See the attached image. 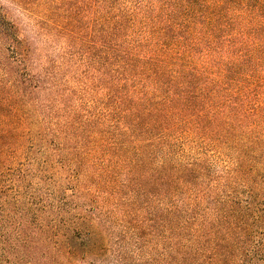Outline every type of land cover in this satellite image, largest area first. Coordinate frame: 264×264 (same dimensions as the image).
<instances>
[{
    "label": "trees",
    "instance_id": "trees-1",
    "mask_svg": "<svg viewBox=\"0 0 264 264\" xmlns=\"http://www.w3.org/2000/svg\"><path fill=\"white\" fill-rule=\"evenodd\" d=\"M18 1L0 264H264V0Z\"/></svg>",
    "mask_w": 264,
    "mask_h": 264
},
{
    "label": "rangeland",
    "instance_id": "rangeland-1",
    "mask_svg": "<svg viewBox=\"0 0 264 264\" xmlns=\"http://www.w3.org/2000/svg\"><path fill=\"white\" fill-rule=\"evenodd\" d=\"M1 1L10 5V7L12 8V12L16 18L22 19V21H25L26 23H30V22L32 23L35 21L33 19V16L31 15L30 8L28 7L29 9L25 10L18 0H1Z\"/></svg>",
    "mask_w": 264,
    "mask_h": 264
}]
</instances>
